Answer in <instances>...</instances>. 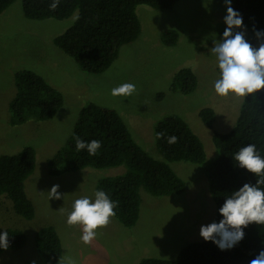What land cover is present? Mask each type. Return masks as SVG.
Returning a JSON list of instances; mask_svg holds the SVG:
<instances>
[{
    "label": "rangeland",
    "instance_id": "374dc122",
    "mask_svg": "<svg viewBox=\"0 0 264 264\" xmlns=\"http://www.w3.org/2000/svg\"><path fill=\"white\" fill-rule=\"evenodd\" d=\"M136 11L141 23L138 39L123 46L117 60L99 75L82 71L53 43L54 37L73 24L77 13L64 20H30L17 0L0 14V156L15 154L24 146L36 152L34 173L25 182L36 210L34 219L17 215L12 202L0 196V232L14 228L26 236L23 248L0 254V264L41 260L35 250V233L45 225H53L61 238L59 264H68L69 259L75 264H138L143 258L175 259L187 244L204 240L201 226L214 222L216 208L200 165L168 162L184 180L185 190L179 195L154 196L141 188L137 224L127 228L111 217L86 245L81 240L82 225L67 224L74 202L84 197L94 202L97 181L121 175L126 167L48 175L49 158L64 146L80 109L89 102L116 110L134 140L159 160L164 158L156 148L154 126L167 115L177 114L189 124L203 141L207 159L217 156L213 132H228L235 124L244 97L232 93L221 97L215 92L220 69L211 52L215 43L223 40L221 31L227 27L226 0H181L169 10L139 5ZM165 29L179 33L175 46L162 43L160 34ZM238 30L247 33L244 28ZM259 44L256 40L253 47ZM186 67L198 78L196 90L188 95L172 92L174 74ZM20 70L36 72L63 94V106L52 119L10 124L9 104L16 94L14 75ZM124 83L134 84L136 92L131 97L113 96L112 89ZM158 93H165L162 100H156ZM206 107L216 113L213 129L199 117V111ZM54 185H59L60 200L49 199Z\"/></svg>",
    "mask_w": 264,
    "mask_h": 264
},
{
    "label": "trees",
    "instance_id": "16d2710c",
    "mask_svg": "<svg viewBox=\"0 0 264 264\" xmlns=\"http://www.w3.org/2000/svg\"><path fill=\"white\" fill-rule=\"evenodd\" d=\"M17 0H0V14ZM181 0H59L53 11L54 0H21L25 18L30 20H64L77 13L73 24L53 38L56 47L71 57L84 72L99 75L107 71L117 60L121 49L135 42L141 33L137 6L147 5L156 10L172 9ZM231 7L241 14L245 39L254 46L256 32L264 34V0H231ZM226 29V28H225ZM221 31L223 33L225 31ZM234 31H241L234 29ZM167 47L175 46L179 33L165 29L160 34ZM16 94L9 104L10 124L22 125L30 120L52 119L62 108L63 94L32 70H20L14 75ZM198 78L191 68L177 71L170 90L182 95L193 93ZM165 93H158L162 100ZM202 123L213 129L215 111L206 107L199 111ZM164 133V138H158ZM75 136L85 142L98 140L102 147L95 156L86 150L77 151ZM155 143L164 160L150 156L132 137L122 116L114 109L93 102L83 106L64 146L47 162L51 177L83 170L125 166L124 173L100 178L95 186L105 191L116 203L114 218L124 227H134L140 215V189L154 196L181 194L186 187L184 180L168 162L185 161L200 165L209 181V190L216 208L214 222L223 217L220 208L232 193L244 184L255 186L258 177L240 168L233 158L240 148L255 144L264 158V90L243 98L239 115L228 132H213L212 140L217 156L206 158L203 141L179 115L170 114L154 126ZM177 137L175 144L167 143L168 137ZM36 152L24 146L12 155L0 156V196L12 202L14 212L32 220L36 210L27 196L26 180L34 173ZM264 189V185L260 186ZM95 200V196H94ZM9 247L21 249L26 236L20 229L8 228ZM4 231V232H5ZM245 237L235 247L221 251L211 241L191 242L184 246L175 259L143 258L138 264H250L264 250V225L252 223L243 229ZM4 232H0L3 234ZM5 249L0 247V254ZM35 250L41 260H29L25 264H59L63 255L61 238L53 225L40 227L35 233Z\"/></svg>",
    "mask_w": 264,
    "mask_h": 264
},
{
    "label": "clouds",
    "instance_id": "9594fccd",
    "mask_svg": "<svg viewBox=\"0 0 264 264\" xmlns=\"http://www.w3.org/2000/svg\"><path fill=\"white\" fill-rule=\"evenodd\" d=\"M59 0H54L50 5L51 10L58 7ZM227 15L224 21L227 25L223 40L216 42L211 52L215 54L220 69V78L215 81V92L221 97H228L230 93L236 97H246L264 90V40L259 47L254 48L246 39L244 31H234L243 28L241 14L231 7V0H226ZM260 39L264 34L256 32ZM136 92V87L131 83L121 84L112 89L113 96L131 97ZM158 138H164V133H158ZM77 151L86 150L90 156H95L102 147L101 142L92 140L85 142L75 136ZM177 137H168L167 143L175 144ZM240 168L247 169L258 177L255 186L244 184L238 191L226 198L220 208L223 219L206 226H201L200 235L205 241L214 242L221 251L235 247L245 237L244 228L252 223L264 225V158L258 152L255 144H248L239 149L233 156ZM49 199H62L59 185L52 186L48 192ZM116 203L103 190L95 193L94 202L84 197L77 199L72 211L67 217L69 226L82 225L81 240L90 244L97 236V229L106 227L110 218L116 215ZM61 210V209H60ZM0 247L7 250L9 247V234L5 231L0 234ZM68 264H75L74 260ZM250 264H264V250L250 261Z\"/></svg>",
    "mask_w": 264,
    "mask_h": 264
}]
</instances>
